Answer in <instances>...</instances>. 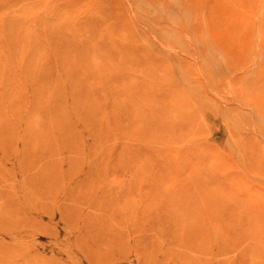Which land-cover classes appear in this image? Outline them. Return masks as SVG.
<instances>
[{
    "label": "rangeland",
    "instance_id": "rangeland-1",
    "mask_svg": "<svg viewBox=\"0 0 264 264\" xmlns=\"http://www.w3.org/2000/svg\"><path fill=\"white\" fill-rule=\"evenodd\" d=\"M0 264H264V0H0Z\"/></svg>",
    "mask_w": 264,
    "mask_h": 264
}]
</instances>
